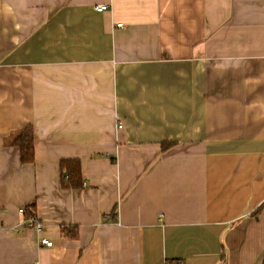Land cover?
Segmentation results:
<instances>
[{
  "label": "crops",
  "instance_id": "0c3cea01",
  "mask_svg": "<svg viewBox=\"0 0 264 264\" xmlns=\"http://www.w3.org/2000/svg\"><path fill=\"white\" fill-rule=\"evenodd\" d=\"M179 260H264V0H0V264Z\"/></svg>",
  "mask_w": 264,
  "mask_h": 264
},
{
  "label": "trees",
  "instance_id": "16d2710c",
  "mask_svg": "<svg viewBox=\"0 0 264 264\" xmlns=\"http://www.w3.org/2000/svg\"><path fill=\"white\" fill-rule=\"evenodd\" d=\"M7 144L19 149L21 164H32L34 162V142L31 126H26L11 135L7 140ZM60 165L62 169L67 171V178L71 186H79L81 184L79 163L76 160H63ZM34 214V205L23 210L25 218L34 216ZM261 264H264V260Z\"/></svg>",
  "mask_w": 264,
  "mask_h": 264
},
{
  "label": "built area",
  "instance_id": "2783aa9c",
  "mask_svg": "<svg viewBox=\"0 0 264 264\" xmlns=\"http://www.w3.org/2000/svg\"><path fill=\"white\" fill-rule=\"evenodd\" d=\"M107 10L106 5H98L95 6V11L102 13ZM117 27H121V24H118ZM118 128H121V125L119 124ZM20 212L23 214V210H20ZM23 224L25 227L32 228L34 229L37 233L40 232L42 225L41 223L35 218V216H30L28 218H25L23 221ZM37 244L42 247H52V242L45 239V238H38L37 239ZM176 264H182V261H177Z\"/></svg>",
  "mask_w": 264,
  "mask_h": 264
}]
</instances>
